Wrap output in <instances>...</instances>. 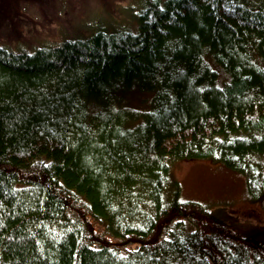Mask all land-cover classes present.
Masks as SVG:
<instances>
[{"label": "trees", "instance_id": "obj_1", "mask_svg": "<svg viewBox=\"0 0 264 264\" xmlns=\"http://www.w3.org/2000/svg\"><path fill=\"white\" fill-rule=\"evenodd\" d=\"M57 3L61 36L0 42V264H264V223L170 173L264 201V0H104L79 30Z\"/></svg>", "mask_w": 264, "mask_h": 264}, {"label": "rangeland", "instance_id": "obj_2", "mask_svg": "<svg viewBox=\"0 0 264 264\" xmlns=\"http://www.w3.org/2000/svg\"><path fill=\"white\" fill-rule=\"evenodd\" d=\"M58 1L0 0V42L13 47L17 45L28 47V44L38 37L42 38L49 34L52 37L58 34L61 36ZM67 1L73 6L66 4V9L61 15L74 30L82 28L78 20L97 22L98 13L93 11L101 5L104 6V0ZM121 1L125 3V0ZM78 5L80 6L75 8ZM138 5V2L132 3L131 9L135 10ZM110 10L111 17H118L117 8ZM170 173L171 179L175 178L179 182L183 198L204 202L216 215L226 220L230 219L231 223L240 221L238 217L241 219L251 217L264 223V201L253 202L247 199L249 197L243 175L224 164L208 159L186 158L174 162ZM249 220L244 221L247 222L248 230L255 226V222Z\"/></svg>", "mask_w": 264, "mask_h": 264}, {"label": "bare ground", "instance_id": "obj_3", "mask_svg": "<svg viewBox=\"0 0 264 264\" xmlns=\"http://www.w3.org/2000/svg\"><path fill=\"white\" fill-rule=\"evenodd\" d=\"M172 167V166H171Z\"/></svg>", "mask_w": 264, "mask_h": 264}]
</instances>
